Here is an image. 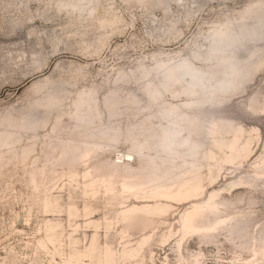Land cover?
<instances>
[{
	"label": "rangeland",
	"instance_id": "obj_1",
	"mask_svg": "<svg viewBox=\"0 0 264 264\" xmlns=\"http://www.w3.org/2000/svg\"><path fill=\"white\" fill-rule=\"evenodd\" d=\"M0 264H264V0H0Z\"/></svg>",
	"mask_w": 264,
	"mask_h": 264
},
{
	"label": "bare ground",
	"instance_id": "obj_2",
	"mask_svg": "<svg viewBox=\"0 0 264 264\" xmlns=\"http://www.w3.org/2000/svg\"><path fill=\"white\" fill-rule=\"evenodd\" d=\"M131 188V187H130ZM162 188V187H161ZM161 188H155L156 191H162V192H166V190H162ZM165 189V188H164ZM194 214H191V215H188L187 216V228H193L194 227V224H193V221H194Z\"/></svg>",
	"mask_w": 264,
	"mask_h": 264
}]
</instances>
